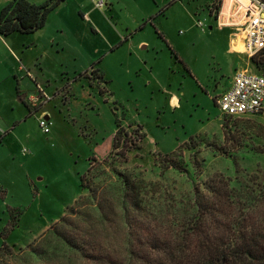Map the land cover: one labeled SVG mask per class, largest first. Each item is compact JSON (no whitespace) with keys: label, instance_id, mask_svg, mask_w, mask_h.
<instances>
[{"label":"rangeland","instance_id":"1","mask_svg":"<svg viewBox=\"0 0 264 264\" xmlns=\"http://www.w3.org/2000/svg\"><path fill=\"white\" fill-rule=\"evenodd\" d=\"M88 1L61 3L36 33L0 37L1 115L10 121L25 110L14 129L0 125L1 134L12 133L0 144V248L11 250L3 262L97 264L84 256L97 250L128 261L158 228L191 216L197 188L207 193L216 175L231 180L226 194L236 190L231 214L264 227V194L249 200L247 193L264 190V116L229 118L216 105L237 68L256 71L252 59L231 52L226 16L214 22L225 0H105L106 12L95 13ZM82 3L90 26L77 11ZM236 27L238 40L244 26ZM12 51L29 76L16 78ZM35 81L47 85L34 106ZM18 87L27 97L11 111ZM171 93L179 108L168 105ZM44 113L49 134L40 128ZM117 120L137 145L126 159L112 153ZM123 177L139 185L140 210L123 199Z\"/></svg>","mask_w":264,"mask_h":264},{"label":"trees","instance_id":"2","mask_svg":"<svg viewBox=\"0 0 264 264\" xmlns=\"http://www.w3.org/2000/svg\"><path fill=\"white\" fill-rule=\"evenodd\" d=\"M65 1L45 0L42 4H35L28 0H10L0 11V36L6 38L15 33H36L45 28L50 13ZM251 61L255 66V72L264 74V51ZM116 125L117 131L113 138L112 153L126 159V154L132 149H136V141L132 136L129 138V133L121 126L120 121L117 120ZM138 129L140 130V127ZM139 130L134 133H138ZM145 137V134H137L139 140ZM216 176L212 183L206 184L207 193H202L197 188V197L194 201L195 210L191 216L175 226L158 228L157 230L166 232L159 231L153 236L149 235L144 240L147 249L129 250L128 261L118 260L111 254L105 255L100 250L96 251L97 256L86 253L84 256L89 257L97 264H264L263 225L261 222L259 225L255 222L247 225V219L239 220L231 214L228 209L231 206L229 200L234 198L236 190L232 188V194H226L228 183L231 180L226 181L222 176ZM84 180L85 178L82 177V189L86 188ZM122 181L124 185L123 199L135 209L140 210L139 195L141 190L139 185L128 177H123ZM257 188L247 191L249 200H258V197L264 194V190L261 191ZM258 191L259 193H256ZM90 192L91 197L95 199L97 189H91ZM244 194L245 192H242L243 196ZM227 195L229 196L227 197ZM81 201L75 202V206L69 209L73 215L80 207ZM252 206L246 207L252 208ZM60 221L65 223L67 218L63 217ZM56 227L53 226L51 229L54 230ZM129 227L131 226L129 225ZM66 240V243L71 245L78 243L74 240L72 242L68 238ZM136 241L141 247L140 240ZM74 249L79 248L74 246ZM6 251L11 250L7 244H4L0 248V264H6L2 258L7 253ZM78 253L83 255L81 249Z\"/></svg>","mask_w":264,"mask_h":264},{"label":"built area","instance_id":"3","mask_svg":"<svg viewBox=\"0 0 264 264\" xmlns=\"http://www.w3.org/2000/svg\"><path fill=\"white\" fill-rule=\"evenodd\" d=\"M97 9L106 7L105 0H91ZM179 1V0H172ZM244 53L249 60L264 51V0H249L242 29ZM44 90L37 89V95L30 98L32 105L45 101ZM35 102V103H33ZM221 114L229 118L264 116V74L249 69L236 71L231 87L216 99ZM49 116L39 120L40 128L45 134L50 133ZM27 153L24 151V154Z\"/></svg>","mask_w":264,"mask_h":264},{"label":"crops","instance_id":"4","mask_svg":"<svg viewBox=\"0 0 264 264\" xmlns=\"http://www.w3.org/2000/svg\"><path fill=\"white\" fill-rule=\"evenodd\" d=\"M28 1H30V2H32V3H35L34 2V0H28ZM69 0H66L65 2H68ZM91 1V0H90ZM88 1V3H92L93 4V2L91 1ZM171 2H172V0H170ZM193 1H199V0H193ZM9 1H6V2H4V3H2V7H1V9L8 3ZM43 2H45V0H42L41 1V3H35V4H42ZM248 2H249V0H225V3H224V5L222 6V8H223V10H221V17L219 18V19H214V22L216 23V25H220V23H221V18H222V16L224 17V16H226V18H227V20H229L227 23H222V25L221 26H224V27H227V28H230L231 29V35H230V50H231V52L233 53V54H235V55H237V56H239V58L241 59L242 57H244L245 59L247 58V56H246V54L244 53V41H243V34H242V38H240V39H238V40H235V38H234V35H235V32L239 29V28H235V26H237V25H245V12H246V8L248 7ZM107 4V3H106ZM93 6H94V8L96 9V10H94L93 12L95 13V12H97V11H105L106 12V9H97L96 7H95V5L93 4ZM84 5H83V3H82V5H80V7L78 6V13H79V16H80V18H81V21L83 22V23H86V24H88L89 25V23H90V15H88V14H86V12L84 11ZM243 8H244V10H243ZM1 9H0V11H1ZM202 11H205V10H202ZM236 11V12H235ZM239 12V13H238ZM99 13V12H98ZM206 13H207V15L209 16V13L206 11ZM238 13V14H237ZM240 13L242 14L241 16H240V18L239 17H236L237 15H240ZM210 18V17H209ZM230 18L231 19H233V22L230 20ZM212 20V19H211ZM218 25V26H219ZM90 26V25H89ZM143 29V28H142ZM242 29H244V27H242V28H240V30L242 31ZM94 30V29H93ZM94 32H97L96 30H94ZM1 37V36H0ZM128 40V38H126L125 40H124V42H126ZM124 42H121L122 44L124 43ZM238 42L239 43H241V45H242V49H239L238 48V46H239V44H238ZM121 44V45H122ZM121 45H117V46H113L112 48V51H115V49L118 47V46H121ZM12 54H13V59H14V61H15V64H14V67H12L13 69L16 67L17 68V70L16 69H14V70H16L17 72L15 73V75H16V78H23L24 76H23V73L27 70V76H29V71H28V69L25 67V65H23L22 64V60H21V58L19 57V55L18 54H16L15 52H13L12 51ZM102 61V60H101ZM182 61H184L183 59H182ZM99 62V61H98ZM97 62V63H98ZM147 62V61H146ZM97 63H93L92 65H91V67L90 68H92V67H95L97 70H99L100 72H101V74H102V76L106 79L105 81L108 83V85L110 84V81H108V79L106 78V76H105V74L101 71V69L100 68H98L97 67ZM238 64H240V62L238 63ZM184 65H185V67H186V69L188 70V72H189V74L191 75V76H193V77H195V78H197V76H196V74L192 71V69H190V67L185 63V61H184ZM12 69V70H13ZM150 70H151V72H153V68L152 67H150ZM238 70V68L236 69V71ZM86 71H88V70H86ZM85 71V72H86ZM235 71V72H236ZM12 73H13V71H12ZM22 73V74H21ZM14 74V73H13ZM62 74L63 75H65L67 78H69L68 76H67V73H65V71H63L62 72ZM233 77H234V75H233ZM233 77H232V79H233ZM232 79H231V81H230V83H228V85H227V87H226V89L221 93V94H219V96H221L224 92H226L230 87H231V85H232ZM22 80V79H21ZM36 82V87H37V89H38V87H41L42 89H43V87H46V85L44 86V85H42V86H40L39 84H37V81H35ZM109 87H110V85H109ZM50 90H52V89H50ZM111 93V92H110ZM17 94H22V96H20L19 98H18V100L19 99H21V101L19 100V105H17L18 103H16L15 102V100L13 101V102H11V104H10V106H11V111H14V108L12 107V106H15L18 110H20V109H22V107H21V105H22V102H24L25 101V99H26V97H27V94H25L21 89H19V87H18V91H17ZM218 96V97H219ZM104 102L105 103H107L108 102V100H104ZM167 103H168V105H170V107H172V108H174V107H177V108H179L180 107V100H179V98H178V96L175 94V93H171L170 94V96H169V100H167ZM23 110V113H21V115L22 116H20V117H17L16 119H11L10 121H6L4 118H3V116L1 115V109H0V125L1 126H3V127H10V126H12V128H11V130L12 129H14V127L13 126H15L16 124H17V122H20L19 120H21L22 118H24V116H25V110L24 109H22ZM44 115L45 116H48L49 114L48 113H44ZM49 117H50V115H49ZM19 119V120H18ZM18 120V121H17ZM10 130V131H11ZM5 132L4 133V135L3 134H1L0 133V144H3L5 141H6V139H7V141L9 140V139H11V136H12V133L11 132ZM11 133V134H10ZM114 135H115V133H114ZM113 135V136H114ZM114 138V137H113ZM25 151L27 152V153H29V151L27 150V149H25ZM26 154V153H25Z\"/></svg>","mask_w":264,"mask_h":264},{"label":"bare ground","instance_id":"5","mask_svg":"<svg viewBox=\"0 0 264 264\" xmlns=\"http://www.w3.org/2000/svg\"><path fill=\"white\" fill-rule=\"evenodd\" d=\"M238 44H239L238 48H239V49H242V45H241V43L238 42Z\"/></svg>","mask_w":264,"mask_h":264},{"label":"water","instance_id":"6","mask_svg":"<svg viewBox=\"0 0 264 264\" xmlns=\"http://www.w3.org/2000/svg\"><path fill=\"white\" fill-rule=\"evenodd\" d=\"M21 101V99H19Z\"/></svg>","mask_w":264,"mask_h":264}]
</instances>
